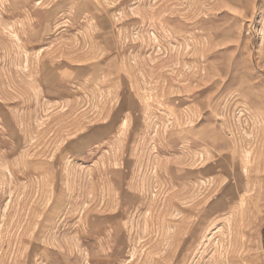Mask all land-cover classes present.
<instances>
[{
  "label": "rangeland",
  "instance_id": "1",
  "mask_svg": "<svg viewBox=\"0 0 264 264\" xmlns=\"http://www.w3.org/2000/svg\"><path fill=\"white\" fill-rule=\"evenodd\" d=\"M0 264H264V0H0Z\"/></svg>",
  "mask_w": 264,
  "mask_h": 264
}]
</instances>
